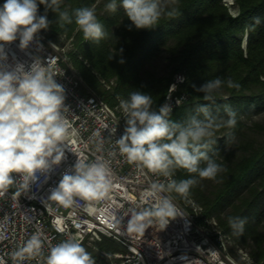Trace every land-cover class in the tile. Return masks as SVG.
Returning <instances> with one entry per match:
<instances>
[{
  "label": "clouds",
  "instance_id": "obj_1",
  "mask_svg": "<svg viewBox=\"0 0 264 264\" xmlns=\"http://www.w3.org/2000/svg\"><path fill=\"white\" fill-rule=\"evenodd\" d=\"M62 4L63 0H5L0 6V60L6 59L5 43L19 38V47L27 49L41 30L50 27L49 10L58 15L61 27L73 23L74 16L77 30L85 40L98 43L106 37L95 5L74 9L70 14L67 8L62 10ZM177 4L178 0H109L105 10L114 13L118 6L122 8L131 22L129 30L132 26L138 30L152 29L162 17H176ZM41 5L43 15L39 14ZM58 73L59 69L54 71L48 61L45 66L39 59L28 70L21 63L12 71H0V197L17 181L19 188L15 195L19 196L20 190L27 191L38 179V173H46L52 165L60 164L67 147L65 142L75 135L64 115L68 108L64 103V88L55 79ZM224 83L218 77L193 87L210 101ZM226 83L229 88H239L231 79ZM175 88L172 85L169 90ZM117 99L126 122L124 134L116 140L120 155L129 164L166 180L150 185L142 199L152 198L155 203L134 211L128 221V231L142 238L147 228L155 226L163 230L170 220L181 216L171 196L162 193H176L187 200L191 189L201 180H215L224 171L208 152L215 143L216 131L234 128L236 118L229 108L225 109L228 115L225 120L213 115L207 105H200L197 111L203 114V119L191 115L184 121H173L169 119L170 103L153 110L152 97L140 91L131 92L127 99ZM179 103L178 99L177 106ZM177 169L186 170L189 178L173 179ZM113 187L112 172L106 163H88L78 158L74 174H64L48 199L64 208H71L77 200L88 202L91 207L92 203L107 199ZM243 223L238 217L229 218L233 229H242ZM41 248L40 237L33 235L14 255L20 260L25 254L35 258L42 255ZM44 260L45 264H95L75 237L51 247Z\"/></svg>",
  "mask_w": 264,
  "mask_h": 264
},
{
  "label": "trees",
  "instance_id": "obj_2",
  "mask_svg": "<svg viewBox=\"0 0 264 264\" xmlns=\"http://www.w3.org/2000/svg\"><path fill=\"white\" fill-rule=\"evenodd\" d=\"M4 2L0 0V6ZM108 2L63 0L61 6L72 14L74 9L95 5L107 33L98 43L83 38L74 16L73 23L61 27L58 15L51 10L49 34L55 38L73 35L74 65L84 81L111 104L117 96L127 99L131 92L140 91L152 97V108L158 110L173 74L183 72L186 79L180 89L188 99L171 112L169 119L184 121L191 115L203 119L197 111L200 105H207L213 115L225 120L226 108L235 113V127L216 131L215 143L208 152L224 168L215 179V188L208 189L205 181L209 179H204L189 195L203 207V216L216 217L237 246H250L251 255L264 264V143L256 144L247 137L248 126L242 119L264 110V0H235L236 15L223 0H178L176 17H162L156 27L139 30L134 26L129 30L131 22L119 6L114 13L106 11ZM39 14H44L43 5ZM244 30L248 33L246 50L242 47ZM161 54H166L168 73L150 77L148 65ZM112 76L116 84L106 89L100 79ZM218 77L225 83L210 101L193 87ZM228 79L239 88L227 87ZM234 145L239 147L240 156H231ZM201 166H205L203 162ZM187 178L186 170L175 171L177 181ZM230 217L243 220L242 229H233ZM99 245L117 248L108 238Z\"/></svg>",
  "mask_w": 264,
  "mask_h": 264
},
{
  "label": "built area",
  "instance_id": "obj_3",
  "mask_svg": "<svg viewBox=\"0 0 264 264\" xmlns=\"http://www.w3.org/2000/svg\"><path fill=\"white\" fill-rule=\"evenodd\" d=\"M3 47L6 59L0 60V71H12L21 63L28 70L36 59L45 66L48 61L54 71L59 69L55 79L64 88L68 108L64 115L75 135L65 142L60 164L38 173V179L27 191L20 190L19 196L15 195L17 181L0 197V264H45L50 248L72 237L80 240L95 264H259L222 230L216 217L203 216V207L191 195L179 200L174 193H162L171 196L181 216L170 220L163 230L147 228L142 238L129 232L128 221L133 212L155 203L152 198L142 199L143 194L152 183L166 180L129 164L120 155L116 140L126 127L118 108L120 96L111 104L84 81L71 57L75 49L73 35L60 34L55 38L49 29L41 30L27 49L19 47V38ZM185 79L183 72L173 74L159 107L167 102L173 111L178 99L179 106L187 101V93L180 89ZM100 81L106 89L116 84L114 78ZM172 85L176 86L175 91L169 90ZM78 158L88 163H106L114 187L107 199L92 203L91 207L88 202L77 200L71 208H64L48 198L64 174H74ZM33 235L42 241V255L29 258L25 254L20 260L14 254ZM104 238L121 248L101 247L99 243ZM231 247L237 250L236 255L230 252Z\"/></svg>",
  "mask_w": 264,
  "mask_h": 264
},
{
  "label": "rangeland",
  "instance_id": "obj_4",
  "mask_svg": "<svg viewBox=\"0 0 264 264\" xmlns=\"http://www.w3.org/2000/svg\"><path fill=\"white\" fill-rule=\"evenodd\" d=\"M223 1L226 5H228V9H229L231 14L236 15L238 13V7L235 4V0H223ZM247 34H248L247 30H244L243 36H242L243 37L242 47L244 48V50H246ZM165 55L166 54L159 55L158 57L154 58L153 61L148 65L150 77H158V76L166 75L168 73L169 67H168V63H167V59H166ZM111 78H114L115 82H116L115 76H112ZM242 119L244 120V122L248 126V128L246 129L247 137L250 138L251 140L255 141L256 144L264 143V128H260L258 126H255L256 124H258V125H261L264 127V110H262L256 114H253L250 117L243 116ZM235 143H238V141L236 140ZM232 148L234 150H233L231 156H233V157L240 156L239 155L240 154L239 147H236L234 145ZM205 185L207 186L208 189L212 190L216 186V180H210L209 179V181H205ZM262 230L264 232V227L262 228ZM116 246H117V248H121V246L118 244H116ZM243 248L246 249L251 255L250 246H247L246 248L243 247ZM230 252L234 255L237 254V250H235L233 247L230 248ZM254 260H256V259L254 258Z\"/></svg>",
  "mask_w": 264,
  "mask_h": 264
},
{
  "label": "water",
  "instance_id": "obj_5",
  "mask_svg": "<svg viewBox=\"0 0 264 264\" xmlns=\"http://www.w3.org/2000/svg\"><path fill=\"white\" fill-rule=\"evenodd\" d=\"M247 38V37H246Z\"/></svg>",
  "mask_w": 264,
  "mask_h": 264
}]
</instances>
